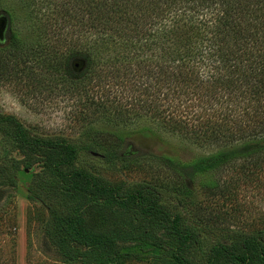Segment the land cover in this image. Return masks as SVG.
Returning <instances> with one entry per match:
<instances>
[{"label": "trees", "instance_id": "obj_1", "mask_svg": "<svg viewBox=\"0 0 264 264\" xmlns=\"http://www.w3.org/2000/svg\"><path fill=\"white\" fill-rule=\"evenodd\" d=\"M0 15L8 22L0 79L36 88L71 83L66 92L87 102L111 75L131 85L133 100L128 110L116 105L119 120L108 134L119 141L152 134L150 126H119L122 111L134 112L209 150L186 161L152 156L178 192L198 187L225 197L226 172L263 167L264 0H0ZM76 58L85 62L80 73L71 67ZM186 103L208 114L195 130L177 112ZM0 131L21 157L13 160L15 170L19 163L27 170L41 166L73 203V212L56 215L47 230L65 262L92 264L91 251L122 264L137 259L132 245L144 243L167 250L178 264H200L190 257L197 234L161 206L153 186L125 189L77 169L73 144L32 135L14 116L0 115ZM6 186L16 190L15 172L0 160V198ZM205 264H264V234L241 233L231 245H213Z\"/></svg>", "mask_w": 264, "mask_h": 264}, {"label": "rangeland", "instance_id": "obj_2", "mask_svg": "<svg viewBox=\"0 0 264 264\" xmlns=\"http://www.w3.org/2000/svg\"><path fill=\"white\" fill-rule=\"evenodd\" d=\"M102 80V89L95 88L97 92L87 95L92 100L86 102L83 97L66 92L71 83L36 88L0 79V115L14 116L32 135L67 140L77 149L75 167L103 182L125 189L153 186L160 193L161 206L178 213L183 223L197 234L190 257L200 264H205L215 244L231 245L241 233L264 234V165L256 172L238 165L226 172L225 178L231 184L225 197H212L198 187L189 188L188 194L178 192L168 172L152 156L165 154L186 161L209 150L198 147L190 135L170 134L147 117L137 118L134 112L122 111L125 125L119 126L130 130L150 126L153 133L147 136L133 133L122 141L111 136L106 131L115 128L113 122L119 120L115 107L128 110L133 90L130 84H120L111 75ZM76 82L87 84L82 78H73L72 83L78 85ZM145 82L153 85L152 77L146 76ZM95 104H100L99 111ZM103 106L106 109H101ZM220 106L225 109L220 104L214 108ZM200 109L201 106L189 103L179 106L177 112L183 110L181 118H188L191 123L188 131L198 128L199 119L208 115L204 116ZM3 134L0 131V160L15 172L17 188L9 191L6 186L0 198V264H79L65 262L47 235L56 215L73 212L72 201L60 191L56 178L41 166L27 170L19 163L15 170L13 160L19 162L21 157ZM129 251L137 259L122 264H178L167 250L148 244H134ZM91 256L92 264H119L105 260L99 252L90 251Z\"/></svg>", "mask_w": 264, "mask_h": 264}, {"label": "water", "instance_id": "obj_3", "mask_svg": "<svg viewBox=\"0 0 264 264\" xmlns=\"http://www.w3.org/2000/svg\"><path fill=\"white\" fill-rule=\"evenodd\" d=\"M8 22L4 15H0V41H4L5 32L7 30ZM71 67L75 73H80L85 67V62L82 59H74L71 62Z\"/></svg>", "mask_w": 264, "mask_h": 264}]
</instances>
